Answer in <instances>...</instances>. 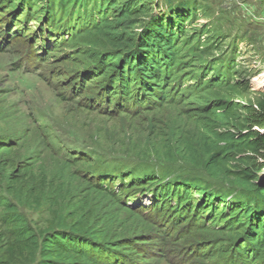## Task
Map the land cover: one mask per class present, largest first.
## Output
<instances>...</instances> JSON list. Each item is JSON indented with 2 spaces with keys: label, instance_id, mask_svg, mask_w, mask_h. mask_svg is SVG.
I'll list each match as a JSON object with an SVG mask.
<instances>
[{
  "label": "trees",
  "instance_id": "trees-1",
  "mask_svg": "<svg viewBox=\"0 0 264 264\" xmlns=\"http://www.w3.org/2000/svg\"><path fill=\"white\" fill-rule=\"evenodd\" d=\"M151 1L0 0V49L25 39L13 69L27 72H39L53 58L74 65L85 55L92 62L85 70V85L103 78L96 98L105 95L100 103L108 108L114 102V114L137 118L152 106L185 107L181 114L190 126L185 133L172 137L159 132L155 139L145 135L150 151L171 148L182 164L176 165L178 174L167 167L176 160L160 153L155 159L161 164L145 162L142 156L143 161L103 158L102 164L113 169L84 171L82 177L93 189L89 191L145 219L157 216L170 226L192 223L205 235L223 234L222 245L212 243L197 253L207 262L264 264V91L253 90L227 59L225 69L219 59L199 67L193 60L189 80L178 60L191 53L204 59L217 50L211 41L193 45L200 36L186 34L194 15L192 0H159L155 6ZM93 40L94 46L88 42ZM70 47L73 52L64 54ZM56 154L67 165H90L95 156L82 144L56 148ZM127 165H135V171ZM201 165L204 174L194 171ZM16 172L12 169L10 181L16 194L28 201L46 195L49 202L63 196L68 213L64 220L58 217L36 228L0 198L5 212L0 218V264H134L130 257L145 245L140 242L144 236L125 238L110 215L114 211L95 208L90 192L76 198L69 190L53 188L45 177L38 183ZM141 195L151 196L152 202L128 206ZM220 253L229 257L223 260Z\"/></svg>",
  "mask_w": 264,
  "mask_h": 264
},
{
  "label": "rangeland",
  "instance_id": "rangeland-1",
  "mask_svg": "<svg viewBox=\"0 0 264 264\" xmlns=\"http://www.w3.org/2000/svg\"><path fill=\"white\" fill-rule=\"evenodd\" d=\"M157 1L152 0L151 3L155 6ZM189 9L194 15L187 25L186 34L200 36V42L195 38L193 45L211 41L217 51L204 59L191 53L178 60V63L185 64L188 79L192 74V67L188 66L193 60H198L196 65L199 67L219 59L225 69L227 59L233 61V69L241 72L253 90L264 91V82L261 83L264 81V0H192ZM162 11L160 8L156 13ZM22 40L0 49V198L13 204L29 225L44 228L58 217L64 220L68 204L63 196L56 202H49L46 195L35 201L25 200L10 187L12 169L18 170L15 174L18 173L19 177L28 176L38 183L45 177L53 188L69 190L76 198L93 190L91 182L82 177L87 169L95 166L103 170L113 169L102 164L103 158L124 157L140 161L142 156L148 159L145 162L161 164L155 159L160 153L165 159L176 160L170 166L162 165H168L172 172L178 174L180 168L176 165L182 167V164L171 148L158 154L150 151L145 135L150 134L155 139L159 132L169 133L172 137L185 133L189 126L187 117L181 114L185 107L152 106L149 112L137 118L123 112L114 114V102L108 108L100 103L105 95L100 101L96 98L101 93L104 79L97 77L95 83L85 85L84 79L88 74L85 70L92 65L84 58L85 55L77 57L79 62L74 65L53 58L39 72L14 70ZM88 42L95 45V40ZM67 52H73L71 47L63 50L64 54ZM221 64L217 63L215 67L220 68ZM154 124L159 126L157 130ZM162 133L161 136H165ZM77 144L88 146L94 153L92 164L76 161L67 165L57 157L56 148ZM51 145L54 146L53 151ZM111 165L116 166L112 162ZM134 167L127 165V170L135 171ZM171 170L166 171L169 174ZM194 171L202 174V165ZM90 196L98 210L114 211L110 215L116 218L117 231H124L125 238L144 236L140 242L145 245L138 251L143 254L136 253L130 257L134 264L221 263L198 258L199 252L212 243L222 245L225 242V236L218 231L205 235L200 229H193L192 223L170 226L157 216L145 219L142 218L144 215L118 210L107 198L93 196L91 192ZM151 202V196L141 195L128 206L147 207ZM4 215L0 208V218ZM190 251L198 254H190ZM219 257L224 260L229 256L228 253H220ZM237 261L241 262V257Z\"/></svg>",
  "mask_w": 264,
  "mask_h": 264
},
{
  "label": "bare ground",
  "instance_id": "bare-ground-1",
  "mask_svg": "<svg viewBox=\"0 0 264 264\" xmlns=\"http://www.w3.org/2000/svg\"><path fill=\"white\" fill-rule=\"evenodd\" d=\"M264 81H261V83H263Z\"/></svg>",
  "mask_w": 264,
  "mask_h": 264
}]
</instances>
